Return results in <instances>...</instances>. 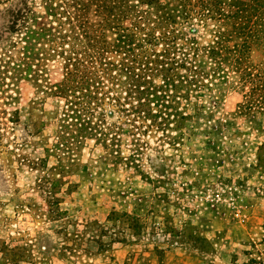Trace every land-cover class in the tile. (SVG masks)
Listing matches in <instances>:
<instances>
[{
	"label": "rangeland",
	"instance_id": "rangeland-1",
	"mask_svg": "<svg viewBox=\"0 0 264 264\" xmlns=\"http://www.w3.org/2000/svg\"><path fill=\"white\" fill-rule=\"evenodd\" d=\"M0 264H264V0H0Z\"/></svg>",
	"mask_w": 264,
	"mask_h": 264
}]
</instances>
